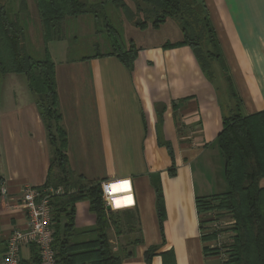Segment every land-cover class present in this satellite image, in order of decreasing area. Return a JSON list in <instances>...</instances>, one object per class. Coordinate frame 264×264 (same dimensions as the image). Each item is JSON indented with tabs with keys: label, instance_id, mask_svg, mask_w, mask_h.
<instances>
[{
	"label": "crops",
	"instance_id": "obj_1",
	"mask_svg": "<svg viewBox=\"0 0 264 264\" xmlns=\"http://www.w3.org/2000/svg\"><path fill=\"white\" fill-rule=\"evenodd\" d=\"M126 1L133 7L131 0ZM199 1L241 98V112L248 115L263 110L264 0ZM119 18L122 30L136 27L121 10ZM167 23L171 39L153 40L152 34ZM145 30L143 44L130 38L137 48L131 67L106 52L86 58L61 57L57 62L51 45L64 37L48 41L70 168L86 180L113 181L115 190H123L113 193L117 197L110 207L124 212L120 233L112 225L107 229L113 250L131 251L121 264H146L144 251L150 246H157L151 264H162L160 253L166 250L173 252L175 264H224L223 254L211 253L202 239L205 218L195 205L198 196L227 190L216 140L223 113L218 90L190 46H164L182 37L175 21L168 19L157 29L148 25ZM38 44L43 52L42 33ZM2 77L0 257L8 233L26 225L20 206L23 188L44 185L51 155L26 79L21 81L13 73ZM260 185L264 186V177ZM156 186L164 199L162 233ZM74 206L76 228L94 225L88 200ZM135 238L140 242L130 244ZM34 251L33 246H22L21 264H37Z\"/></svg>",
	"mask_w": 264,
	"mask_h": 264
},
{
	"label": "trees",
	"instance_id": "obj_2",
	"mask_svg": "<svg viewBox=\"0 0 264 264\" xmlns=\"http://www.w3.org/2000/svg\"><path fill=\"white\" fill-rule=\"evenodd\" d=\"M131 1L133 7L126 0H35L43 39L41 58L32 56L25 44L24 22L19 16L26 9L25 0L19 1L14 13L0 4V74L25 75L51 152L43 186L63 188V193L53 195L49 200L53 211L52 245L56 251V264H121L131 255L126 248L113 250L107 237L111 225L116 233H120V216L124 212L106 209L100 182L86 180L70 168L66 132L58 109L54 62L47 49L48 41L64 37L67 17L92 14L97 19L103 16L106 4L120 9L125 19L140 29L148 25L157 29L168 19L175 21L182 37L176 42H166L164 46H190L201 69L216 85L223 111L216 140L223 158L227 190L196 197V210L203 214L218 209L234 219L227 264H264V186L260 185L264 177V109L248 115L241 112V98L226 68L208 13L199 0ZM116 34L110 38L112 49L106 53L115 55L126 67H131L137 48L131 39L125 44L121 35ZM84 199L88 200L89 210L95 215V223L78 229L74 224V205ZM156 212L162 233L165 210L160 186H156ZM87 235L91 237L85 238ZM214 235L202 234V239L207 241ZM139 242L140 238H135L130 244ZM156 250L157 246H150L144 251L146 264H151ZM212 253L217 252L212 250ZM160 255L162 264H175L171 250L162 251ZM32 258L38 264L36 251Z\"/></svg>",
	"mask_w": 264,
	"mask_h": 264
},
{
	"label": "rangeland",
	"instance_id": "obj_3",
	"mask_svg": "<svg viewBox=\"0 0 264 264\" xmlns=\"http://www.w3.org/2000/svg\"><path fill=\"white\" fill-rule=\"evenodd\" d=\"M3 1L6 2L7 8L11 13H14L16 10H18L20 0ZM25 2L27 4L26 9L19 13L20 19L24 22L25 27V44L28 52L32 56L41 58L43 52H41L38 41L42 32L40 31L41 23L37 12L36 3L35 0H25ZM102 14L103 16H100L97 19L94 18L92 14H81L66 18L63 41H55L51 45L52 50H54L53 57L56 58L57 62L61 57L76 59L82 56L91 55L96 52H107L108 50L112 49V46L110 44L108 45L110 38L112 35L115 37L117 32L121 35V38L125 44L128 42L125 41L126 38L124 35L129 37L127 40L134 37L138 44H143V42H145V32L147 30L139 29L137 27H132V30H122V21L119 18L120 10H118L116 7H113L112 4H106ZM168 31L167 23L160 31L152 34L155 35V37L152 39L155 41H159L166 37L171 39ZM106 41H108V43H104ZM13 74L21 81L25 78L23 73ZM2 76L3 74H0V95L2 92ZM229 216V213L219 211L218 209H212L210 211L203 212V217L205 218V221L203 222L205 224L203 227V234H215L212 239L204 241L206 242V246L209 250H211V253L212 250H215L217 253H226L227 259L229 258L228 245L232 242V236L234 235V231L231 229L233 223L221 225L220 229H217L220 232L219 236V233L211 228L212 221L208 219H212L213 217L216 219H226V217L228 218ZM221 238L225 241L222 244L219 243ZM226 258L225 260H227ZM224 264H227L226 261Z\"/></svg>",
	"mask_w": 264,
	"mask_h": 264
},
{
	"label": "built area",
	"instance_id": "obj_4",
	"mask_svg": "<svg viewBox=\"0 0 264 264\" xmlns=\"http://www.w3.org/2000/svg\"><path fill=\"white\" fill-rule=\"evenodd\" d=\"M102 198L105 205L110 207L117 196L113 193V181H101ZM127 192V191H124ZM63 193L61 186H25L22 191L20 206L25 215L26 225L23 228H13L5 239L4 251L0 257V264H21L20 250L22 246H33L38 256V264H56V251L53 248V215L49 203L51 196ZM212 226L220 232L221 225L234 224V219L212 218ZM222 233V232H221ZM225 242L222 238L219 243ZM223 254V253H222ZM226 258L227 254H223ZM227 259V258H226Z\"/></svg>",
	"mask_w": 264,
	"mask_h": 264
},
{
	"label": "flooded vegetation",
	"instance_id": "obj_5",
	"mask_svg": "<svg viewBox=\"0 0 264 264\" xmlns=\"http://www.w3.org/2000/svg\"><path fill=\"white\" fill-rule=\"evenodd\" d=\"M0 4H1V5H3V6H4V8H6V7H7V5H6V2H5V1H3V0H0Z\"/></svg>",
	"mask_w": 264,
	"mask_h": 264
},
{
	"label": "water",
	"instance_id": "obj_6",
	"mask_svg": "<svg viewBox=\"0 0 264 264\" xmlns=\"http://www.w3.org/2000/svg\"><path fill=\"white\" fill-rule=\"evenodd\" d=\"M106 209H108V210L110 209V206L108 204L106 205Z\"/></svg>",
	"mask_w": 264,
	"mask_h": 264
}]
</instances>
